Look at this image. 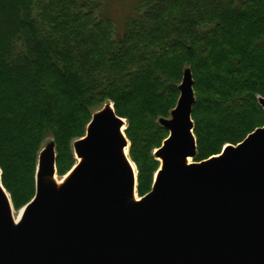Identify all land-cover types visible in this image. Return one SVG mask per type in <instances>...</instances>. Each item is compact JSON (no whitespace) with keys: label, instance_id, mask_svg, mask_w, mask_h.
<instances>
[{"label":"trees","instance_id":"obj_1","mask_svg":"<svg viewBox=\"0 0 264 264\" xmlns=\"http://www.w3.org/2000/svg\"><path fill=\"white\" fill-rule=\"evenodd\" d=\"M185 72L200 163L264 127V0H137L118 27L101 0H0V172L14 210L35 195L47 138L57 176L112 104L126 121L137 195L151 191Z\"/></svg>","mask_w":264,"mask_h":264},{"label":"water","instance_id":"obj_2","mask_svg":"<svg viewBox=\"0 0 264 264\" xmlns=\"http://www.w3.org/2000/svg\"><path fill=\"white\" fill-rule=\"evenodd\" d=\"M178 89L170 118L159 121L168 137L143 198L113 105L92 115L73 148L82 162L59 189L54 144L40 152L35 196L18 225L1 184L0 264H264V127L188 165L196 154L189 72ZM258 105L264 112L263 98Z\"/></svg>","mask_w":264,"mask_h":264},{"label":"rangeland","instance_id":"obj_3","mask_svg":"<svg viewBox=\"0 0 264 264\" xmlns=\"http://www.w3.org/2000/svg\"><path fill=\"white\" fill-rule=\"evenodd\" d=\"M137 0H101L102 5H103V12L108 14L109 17L113 20V22L115 23V25H117L118 27L121 25V23L124 21V19L132 12L135 4H136ZM105 109V105L102 106L101 108H98L94 114H97L99 112H101L102 110ZM51 144H53V141L51 140V138H47L45 140V143L43 146L44 149L48 146H50ZM74 145L75 142L72 143L71 147L73 150V153L75 155L74 152ZM75 158V157H74ZM75 163H77V160L75 159ZM63 176H57V181H61V178L64 177ZM22 208L18 209V210H13L14 215H17L18 212L21 211Z\"/></svg>","mask_w":264,"mask_h":264},{"label":"bare ground","instance_id":"obj_4","mask_svg":"<svg viewBox=\"0 0 264 264\" xmlns=\"http://www.w3.org/2000/svg\"><path fill=\"white\" fill-rule=\"evenodd\" d=\"M107 108H109L111 110V104H109L107 106ZM90 123V122H89ZM125 127V124L124 122H122V127H121V131L123 130V128ZM263 128V127H262ZM122 155L124 156V158L126 159V161L128 162L130 168L132 169V171L134 172V175L136 174V170H135V167L134 165L131 163V161L129 160V157H128V143H126V147L123 149L122 151ZM82 162V159L80 158H77V163H76V166L78 164H80ZM186 163L188 165L192 164L193 161L191 158L187 159ZM195 163V162H194ZM76 166L73 167L72 170H70L64 177L61 178V181H57V175L55 176V182L58 186V189L66 182V180L69 178V176L72 174V172L77 168ZM158 173V172H157ZM157 174H155V177H156ZM0 188L2 189L1 187V182H0ZM3 193L5 194L6 198H7V201H8V204H9V207H10V212H11V218H12V223L13 225H18L21 220H22V216H23V210H21L20 212H18L17 215H14V208H13V205H12V202L10 204L9 202V196L6 192H4V190L2 189ZM134 198H135V194H134ZM136 199V198H135ZM11 201V200H10ZM13 208V209H12Z\"/></svg>","mask_w":264,"mask_h":264}]
</instances>
